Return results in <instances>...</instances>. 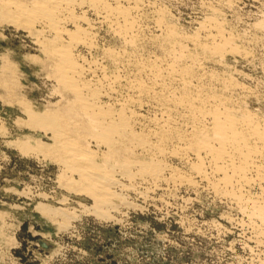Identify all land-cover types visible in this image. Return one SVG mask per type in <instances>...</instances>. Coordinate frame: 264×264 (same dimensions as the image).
<instances>
[{
  "label": "rangeland",
  "instance_id": "1",
  "mask_svg": "<svg viewBox=\"0 0 264 264\" xmlns=\"http://www.w3.org/2000/svg\"><path fill=\"white\" fill-rule=\"evenodd\" d=\"M108 1L134 7L133 31L121 33L120 24L103 19L95 8L76 5V15L85 16L80 26L91 34L89 44L71 46L73 58L84 68L83 77L97 84L101 103L118 109L121 102L141 115H135L140 121L135 130L158 131L161 125L170 133L162 131L167 135L165 149L178 154L167 151L159 160L184 174L183 179H171L170 170L158 181L122 179L124 186L116 190L128 201H117V208L100 214L93 197L79 188L77 174L36 149V144H53L51 132L34 123L44 116L64 114L66 126L77 118L79 130L88 129L73 103L74 93L63 89L57 77V60L50 49L58 40L41 22L26 29L0 18V264H264V218L256 208L264 201V178L249 170L241 185L218 186L224 175L210 172L214 169L208 155L182 152L193 129L212 121V116L188 107L193 103L207 109L223 103L221 111L236 115L246 111L264 126V0ZM208 18L217 19L214 23H220L227 37L219 49L194 45L195 38L205 42L200 24ZM66 28L74 30L69 24ZM47 43L54 45L47 48ZM138 83L146 84L145 91ZM84 137L83 144L89 143L93 152L99 149L98 160L103 162L101 152L106 149ZM135 153L139 160L151 157L140 149ZM257 163L264 166V159L257 157ZM47 207L61 210V215L43 211Z\"/></svg>",
  "mask_w": 264,
  "mask_h": 264
},
{
  "label": "bare ground",
  "instance_id": "2",
  "mask_svg": "<svg viewBox=\"0 0 264 264\" xmlns=\"http://www.w3.org/2000/svg\"><path fill=\"white\" fill-rule=\"evenodd\" d=\"M112 4H110L108 0H32V1H30V3H25V1H21V0H0V18L2 20H5L6 22L7 21L12 22L16 25L20 24L19 26H21V25L25 26L26 29H27V27L30 29L31 26L33 28V24H35L36 22H39V23L41 22V24H43L47 28V30L49 29V31H52L54 33L55 38L58 40V41H56L57 44H55V45L53 43L51 44L54 46L50 49L51 55L54 56L57 60V63L54 64L56 67L55 70H56L57 75H58L57 77L59 79V82L61 81L63 83V86H64L63 89L66 88L67 91L69 89L72 94L74 93L73 95L75 96V98L73 99V101L74 100L75 101L73 103L76 102V104L78 105V106L77 105H75V106H77L79 108V110L81 111V113H82L81 115H82L83 120L85 121V125L88 129H87V131H83V132L80 131L81 129L79 130V127L77 126L79 124H77L76 123L77 121H75L77 118L75 120H71V118L66 117V116H70L72 114L71 113L69 115L67 113L68 111L66 112L68 115H66L65 117H66V119L69 118L71 120L68 122L69 126L65 125L66 123L64 122V117H62L64 114H62V113H61L62 114L61 116L57 115V114L51 115L47 118H46V116H44L45 118H40L39 121L34 122V123H36V125L38 123V125L41 126V128L43 126L51 132V136H52L51 139L53 141V144H52V146L50 145L51 147L50 146L43 147L42 145H41L42 146L41 147V146H37V144H36V149L38 150V152L44 153L45 155L54 159L55 161L60 162L59 164H62V166L67 171L74 173V174H77L79 188L81 190L85 191V193H88L89 196L91 195L93 197V199L95 200L96 205H97V208H95V209L98 210V212H100V214H102V215L108 214V212L110 210H114L113 209L114 207L117 208L118 205L115 204L117 201L121 202V203H126V200L128 198L125 199V196L122 197L121 196L122 193L120 192L121 193L120 194L116 190V187L121 188V185L124 186L122 179H129L131 181H136L134 178H137L140 180H146L147 182L148 181H158V180H161L164 178L166 170L172 171L170 174V177L173 180L180 179L181 178L180 175H182V174L178 175L179 171H177L178 172L177 173L176 170H172L175 168L171 169V167L168 165L169 163L167 164L165 162H162L161 160L163 158L161 160H159L160 157H164L165 155L168 154L167 151L170 152L169 150L166 151V149H165L166 144L164 145V141H165L167 135L165 136V134H163L164 128L162 127V129H161V125H160L158 127L160 130L158 129V131H156L157 129L154 130L153 128H152V130H150L151 129L150 128L149 131H147V132H144L145 130L144 131L135 130L136 127H138L137 126L138 123H140V121L138 122L137 118H135L137 116L135 111H133V109L130 110V106L128 109L127 106H124L126 104L123 103V105H122L121 102H119V103L121 104L122 107H120L118 109L114 108L115 105L113 107L111 105L105 104V102L101 103L100 102V97H101L100 95H102V94L100 93L101 91L96 86L97 84L96 83L94 84V83H92V80L89 81V80H86L85 77H83L84 72H85L83 70L84 68H82L79 63L77 64L76 63L77 60L75 62V60L73 58L74 54L71 53V46L74 47V46H77L78 44L80 45V42L89 44L88 41L90 40V34H91L88 29L80 26V21H81V18H83V17L77 16L76 13L73 11L74 6H76V5L77 6H86V7L89 6L90 8H92V7L95 8V10L99 11L103 15V19H105V20L111 19L112 22L120 24V25H118V27H120L121 33L122 32L131 33L133 31V29H134V27H133L134 26V20L133 19L134 18L130 15V12H131L130 10L133 9L134 7L130 6L133 8H129V6H128V8H129L128 9V8H124L120 4H115V5H112ZM99 12H97V13H99ZM84 18H85V16H84ZM215 20H217V19H215ZM214 21H213V18H208L204 22H201L200 27L205 30L204 35H203L205 42H202V41H200V39L195 38L197 41L196 42L194 41L196 43V44L194 43V45H198V48L201 47L202 50H210L212 48L219 49L222 46L220 43H222V41L223 42L227 41V37L223 33L224 30L221 29L219 26L220 23H218L219 25H217V23H214ZM68 24L74 27L73 31H70L71 29L68 30L66 28ZM159 24H161V23H158V25ZM87 25H89V24H87ZM121 33H120V35H121ZM64 35L68 38V41H66V42L63 38ZM121 36H124V35H121ZM128 36L129 35H127V37ZM129 42H130V40H129ZM47 44H46L47 48H48V46H51V45H49V43H47ZM226 45H228V44H226ZM181 46L182 45L179 46L180 49H182ZM182 51L180 50V58L182 57L181 55H183V53H184V52L182 53ZM176 52H178V51L176 50L175 53ZM211 52H212V50H211ZM184 56H186V55L184 54ZM175 57H176V55H175ZM177 57H178V59H180L178 55H177ZM172 65H173V62H172ZM157 67H158V65H157ZM186 67H187V65L185 64V68L184 67L183 68L186 70ZM168 68H169V66H168ZM172 68L175 69V67H173V66H172ZM188 68L191 70V66ZM178 69H177V72H178ZM155 70L159 71V69H156V68H155ZM151 71H152V69H151ZM151 71H150V73H151ZM183 72H185V71H183ZM183 72H182V74H183ZM187 72L189 73L188 70H187ZM158 74H160V73H158ZM186 74L184 73L183 75L185 76ZM177 78H176V80H178ZM158 79H159V77H158ZM180 79H179V81H180ZM185 81H186V79H185ZM187 81H189V79ZM151 82H154V81L152 80ZM139 83H138V85H139ZM141 84L137 87L138 88L141 87L142 89H144L146 87V84L144 83L145 87L141 86ZM147 86H149V85H147ZM161 86H163V85H161ZM153 87H155V86H153ZM190 87L193 88V86H190ZM137 90H139V89H137ZM144 91H145V89H144ZM154 91H155V89H154ZM193 91H195V90H193ZM197 91H198V89H197ZM140 92L142 93V91H140ZM169 93L171 94V92H169ZM156 94H158V93L156 92ZM188 94H186V95L188 96ZM191 94H195V92L191 93ZM182 95H183V93L181 94V96ZM186 95L183 96V98L186 97ZM189 96H190V94H189ZM192 96L193 95H191L190 97H192ZM199 96L197 97L198 99H199ZM203 97H204V95H202V99L204 100L205 98H203ZM109 98H110V96H109ZM172 98L174 99L175 97H172ZM176 98H177V96H176ZM193 98H195L196 101H198L196 97H193ZM168 99L171 100L169 98V96H168ZM168 99L166 98V101ZM187 99H189V98H187ZM209 99L211 100L210 97H209ZM214 99L212 98V100H213L212 102H217L215 100H218V99L220 100L221 98H218L215 100ZM132 100H134V99H132ZM174 100H172L173 103L180 104L179 100H178L179 101L178 103H177V101L175 102ZM190 100H191V98H190ZM199 100H201V98ZM207 101L208 100L205 99V102H207ZM220 101H223V100L221 99ZM181 102H182V98H181ZM187 102H189V100H187ZM202 102L204 103V101H202ZM134 103H135V101H134ZM173 103H172V105H175ZM185 103L183 102L184 105H186ZM188 104L189 103H187V106H188ZM193 104L192 105L190 104V106H188V107H191L192 110L197 109V111L200 113V115L201 114L203 116L207 115V117H208V115L212 116V121L209 122L210 123L209 126L201 125L198 127L196 125L197 128L193 129L195 131L194 132H192L193 130L190 131V132H192V134L190 133V136L188 135L184 139L186 141V143H185L186 147L182 148V152L183 151L186 153L192 152V153H194V155L196 154L197 156H200L201 153L206 154V156L208 155L211 158V161H212L211 164H212L213 169H214V171H210V172L213 173L215 171H221V172H223V175H224V177L221 179V181L217 182L215 184V185L218 184V186H219V184H221L223 187L224 186L227 187L228 185L233 186V184H236V185L240 184L241 185L242 182L245 181V179L247 178L246 176H247V172L249 170L250 171L254 170L257 173V176L259 175L260 177L264 178V166H263V164L257 163V157H259V158L261 157V159H264V126H260L259 123L255 122V120H253V118L251 117V114L247 113L246 111L241 113L240 115H236L235 113H232L229 111H226V112L221 111L220 109H222L221 107H222V105H224L223 103L222 104L219 102H217L215 104L213 103L214 105L212 106V103H209V101H208V103H205V104H210L212 106L209 109H207L205 107L206 105L203 107L201 104V107L199 106L200 107L199 108V107H195V105H193ZM132 105H133V103H132ZM175 106H177V105H175ZM177 107H176V109H177ZM188 107L185 109L191 110ZM27 108H29V106ZM165 108H166V106H165ZM29 110H32V109L29 108ZM76 110H77V108H76ZM166 110H169V109L167 108V109H165V111ZM71 112H72V110H71ZM191 112H194V111H191ZM31 115H35V114L31 113ZM40 115L43 116V114H40ZM40 115L38 113V116H40ZM71 116L73 117V115H71ZM74 116L76 117V114H74ZM139 116H141V115H139ZM139 116H137V117H139ZM193 116H195V115H193ZM210 116H209V118H210ZM79 117H80V115H79ZM197 117H199V116H197ZM66 119H65V121H66ZM203 119L204 118H202L201 120L203 121ZM198 120H200V119H198ZM74 121L76 124L74 123ZM160 124H162V123H160ZM167 124H168V122H167ZM81 126L83 127L84 125H81ZM167 126H169V125H167ZM196 126H194V127H196ZM168 129H170V128H168ZM70 132L71 133L74 132V134L72 135ZM165 132L169 133L167 131H165ZM186 134H188V133H186ZM84 135H87V137L90 136V138H94L97 141L96 143H98L99 148H100V146H102L106 149L105 153H104V151L101 152L102 154H104L103 162H99V160H98L97 151H99V149L96 152H93L92 150H90L89 143L87 144V146L83 144V139H85V141H86V138L84 137ZM180 135L178 134L177 136H180ZM91 140H93V139H91ZM185 141H183V142H185ZM179 142H180V140H179ZM25 144H28V143H25ZM98 145H97V147H98ZM181 145H179V146H181ZM176 146H177V144H176ZM24 148H26V147H24ZM32 148H35V147H32ZM138 149H140L143 152H147L148 154H150L151 157L147 158L148 160H143V159L139 160L138 158H136V155H135L136 154L135 152ZM169 149H171V148H169ZM179 149H180V147H179ZM37 150H35V151H37ZM173 151H175V149H173ZM171 152H170V154H172ZM179 152H180V150H179ZM184 152H183V155H184ZM139 154H141V153H139ZM175 154H178V152H176ZM115 155H118L121 158V160L116 161L117 158L115 157ZM200 157H202V156H200ZM113 158H116V159L114 160ZM144 158H146V157H144ZM200 164L203 165V163H200ZM196 165H197V163L194 164V167ZM203 166L201 169L204 170ZM196 169H198V167ZM196 169H195V171H196ZM250 171H249V173H250ZM63 172H65V171H63ZM227 172H231V175L228 174ZM205 175H207V174H205ZM205 175H203V176L205 177ZM210 175H212V174H210ZM187 177L189 178L188 175H187ZM187 177H186V179H187ZM181 179H183V178H181ZM184 179H185V176H184ZM191 180H193V179H191ZM209 180H212V179H209ZM218 180H219V178H218ZM130 183H132V182H130ZM208 183H210V181ZM212 183L214 184V182H212ZM130 186H127L126 188H128ZM218 186L216 187L217 189H218ZM123 188L124 187H122V191L124 189H126V188H124V189ZM248 199H251V198H248ZM257 205H258V207L256 206V208L259 209V211L261 212L260 214L263 215V218H264V201H262V202L258 201ZM48 208L49 207L45 208V210H43V211L51 212L53 216L61 215V212H60L61 210L59 211L58 209H51V208L48 209ZM256 208H254V209H256ZM252 212H254V210ZM250 213H251V211H250ZM255 213H253V214H255ZM257 214H258V211H257ZM253 217H254V215H253ZM259 218H261V216ZM262 224H264V222Z\"/></svg>",
  "mask_w": 264,
  "mask_h": 264
}]
</instances>
